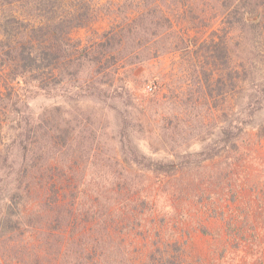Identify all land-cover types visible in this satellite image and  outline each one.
Wrapping results in <instances>:
<instances>
[{
  "label": "rangeland",
  "instance_id": "obj_1",
  "mask_svg": "<svg viewBox=\"0 0 264 264\" xmlns=\"http://www.w3.org/2000/svg\"><path fill=\"white\" fill-rule=\"evenodd\" d=\"M121 1L0 0V23L86 14L41 89L0 67V264H264V30L164 0L169 24L77 60Z\"/></svg>",
  "mask_w": 264,
  "mask_h": 264
},
{
  "label": "trees",
  "instance_id": "obj_2",
  "mask_svg": "<svg viewBox=\"0 0 264 264\" xmlns=\"http://www.w3.org/2000/svg\"><path fill=\"white\" fill-rule=\"evenodd\" d=\"M16 1V0H11ZM123 0L117 3L115 10V18L109 24L108 29L99 35V39L94 42H87V45L81 46V40L72 42L71 46L77 49V60L82 59L91 63H97V56H89L93 51L96 53H104L105 51L116 50L117 43L119 44L124 37H130L129 35H137L143 31L147 32L150 28L148 24L156 23L157 21L150 17L151 14L159 12V18L164 19L168 24L170 19L165 17L160 12V5L164 0ZM264 1V0H263ZM225 9H229V12H234L231 15L232 24L240 30V35L244 39L242 34L244 29H251L255 35L258 29L264 30V5L262 0H221ZM131 13H134L132 16ZM79 15V16H78ZM85 12L78 14L72 13L68 18H61L52 27H48L45 23L40 22L37 26L30 25L28 21L21 20L16 16H6L0 23L4 39L0 40V67L7 66L8 70L6 76L9 83L15 84H28L32 83V88L41 89L40 82L37 77L43 67H47L53 64L54 67L58 64L60 59H66L71 62L75 57H72V52H69V44L65 43V37L70 39V30L74 27H83L85 22L80 20L85 16ZM155 17V16H154ZM70 23L68 28L64 30L62 23ZM22 31L28 28V34L26 36H20L14 38L12 31ZM16 35V34H15ZM49 35V37H45ZM226 34L221 37V43L223 44ZM264 37V35H262ZM15 37V36H14ZM47 44L45 41L50 40ZM57 40L62 41V46L58 47ZM89 43V44H88ZM64 44V45H63ZM218 45V44H217ZM81 46V47H80ZM252 55V53H250ZM253 58V56H252ZM247 59L249 57L247 56ZM251 60V59H250ZM7 86V85H6ZM10 90L14 86H9ZM8 95L10 93L8 92ZM16 129H20L16 126ZM22 133L18 130L17 135ZM16 135V138L18 136ZM19 142L22 145V149H26L25 140ZM28 148V147H27ZM60 179H57V181ZM13 207L9 204L6 210L5 220L3 222L11 221L13 215Z\"/></svg>",
  "mask_w": 264,
  "mask_h": 264
},
{
  "label": "built area",
  "instance_id": "obj_3",
  "mask_svg": "<svg viewBox=\"0 0 264 264\" xmlns=\"http://www.w3.org/2000/svg\"><path fill=\"white\" fill-rule=\"evenodd\" d=\"M146 88H147V90H149V91L151 90V86H150V85H147Z\"/></svg>",
  "mask_w": 264,
  "mask_h": 264
}]
</instances>
